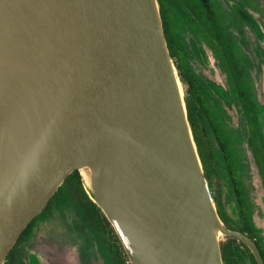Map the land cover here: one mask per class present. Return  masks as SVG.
Segmentation results:
<instances>
[{
  "label": "water",
  "instance_id": "obj_1",
  "mask_svg": "<svg viewBox=\"0 0 264 264\" xmlns=\"http://www.w3.org/2000/svg\"><path fill=\"white\" fill-rule=\"evenodd\" d=\"M0 264L65 180L95 203L131 264H224L222 226L158 0H0Z\"/></svg>",
  "mask_w": 264,
  "mask_h": 264
},
{
  "label": "rangeland",
  "instance_id": "obj_2",
  "mask_svg": "<svg viewBox=\"0 0 264 264\" xmlns=\"http://www.w3.org/2000/svg\"><path fill=\"white\" fill-rule=\"evenodd\" d=\"M212 2L215 10L222 15L225 31L231 33L236 58L234 71L240 72L238 78L234 76L233 71H230L231 69L229 71L226 69L228 73L225 71L224 67L227 63L224 64L219 60L217 47H213L206 40L199 28L186 21L191 13L186 5L188 2L171 0L167 6L171 29L173 35L176 34L179 37L186 52V60L194 74L207 85L208 92L215 98L209 104L210 117L217 126V139H223L229 144L238 162L239 178L242 184L241 187L239 184L237 189L239 193L242 192L241 198L248 201V210L256 224L257 236L253 240L259 242L264 251V184L259 176L256 161L259 157L258 163L261 166L264 164V141L247 140L238 125L235 112L242 116L246 112L245 114L251 117L250 104L246 103L248 109L243 104L245 112L242 108L239 112L236 108L230 107L231 102L227 99L231 89L235 88V81H241L243 84L241 86L248 97L252 98L253 114L257 116L256 124L255 121L252 122L253 125L255 124V134L257 129L258 135H256L261 139V134L264 135V0H212ZM223 74H226V79L230 81L231 88L227 92L224 90L226 81ZM179 81L185 97L184 84L180 78ZM252 117L254 118L253 115ZM250 127L253 129L251 123ZM247 131L253 134L251 129L248 128ZM217 139H215L216 142ZM256 150L258 156H255ZM217 153L222 168L219 176L217 173L212 174V190L219 194L224 205L223 210L235 223L238 222L240 211L237 206L238 194L235 193L224 155L221 151ZM81 173L86 184L91 186L83 171ZM89 195L95 198L93 191L89 192ZM65 208L67 213L65 216L70 220L72 232L60 229L59 232L46 235V241H42L34 249L27 250L23 256V264H113L112 255L97 243L89 228L85 225L81 227L76 204L70 202ZM218 215L222 226L226 227L219 212ZM219 243L221 250L224 247L227 251H231L228 254L229 264H258L252 250L242 245L240 241H234L232 236L222 234Z\"/></svg>",
  "mask_w": 264,
  "mask_h": 264
},
{
  "label": "trees",
  "instance_id": "obj_3",
  "mask_svg": "<svg viewBox=\"0 0 264 264\" xmlns=\"http://www.w3.org/2000/svg\"><path fill=\"white\" fill-rule=\"evenodd\" d=\"M187 7L190 10V14L186 21L189 24H193L196 28H199L201 33L204 34L206 40L211 43L213 47H217V55L219 60L225 64V71L234 72V76L237 78L240 72L234 71V56L233 40L231 33L225 31L222 15L218 13L212 0H196L189 1ZM160 6V13L164 26V33L168 43V48L178 72V76L184 84L185 89V104L188 114V120L192 129L194 140L198 149V153L202 162L205 177L208 181L210 190L212 192L215 204L218 208V212L224 221L226 228L231 230H237L245 234L250 239H254L257 236V228L255 221L248 210V201L241 198L242 192H238V185L241 187V179L239 178V165L235 159L233 152L230 149L228 143L223 139H217L218 131L217 126L212 121L210 102L214 98L207 89V85L197 77L192 67L186 60L185 51L179 37L172 33L170 23V13L167 6L171 3V0H158ZM174 36V37H173ZM216 44V45H215ZM228 69V71L226 70ZM224 76L226 74H223ZM225 92L231 88L230 81L226 79ZM235 81V80H234ZM241 81H235V88L231 89L227 99L231 102L230 107L236 108L241 112L243 104L248 109L247 102L250 104V115L254 118L248 117V114L242 116L240 113L235 112L237 116L238 125L246 135L247 140H261L264 141V135L261 134V139L257 137V129L255 134V124L257 116L254 113V105L252 104V98L248 97V94L243 89ZM242 85V86H241ZM233 86V87H234ZM215 99V98H214ZM253 119V120H252ZM255 124L253 125V122ZM217 123V122H216ZM250 123L253 129L250 127ZM251 129L253 134H249L247 129ZM217 139V142L215 141ZM217 151H221L224 155V161L227 164V170L232 178L233 187L235 193L238 194L237 199L239 207L238 222L233 223L225 211L223 210V202L217 192H213V180L212 174L217 173L218 176L221 172L222 163L218 157ZM255 156H258V151H255ZM259 157H257V169L262 183L264 184V164L262 166L258 163ZM91 187L85 182L84 176L81 171H75L71 174L63 183L61 189L51 199L49 205L45 208L42 215L36 218L27 231L22 235L15 248L9 254L5 264H23V256L27 250L36 248L42 241H46V235L53 232H59L60 229H65L67 232H72V227L69 224L70 220L65 216V206L73 202L76 204L77 212L79 214V222L87 226L95 236L99 245L105 248L106 252H109L113 257V264H131L129 256L116 232L113 225L109 222L104 212L95 203L94 198L89 195ZM240 197V198H239ZM247 206V208H246ZM70 217V216H69ZM73 221V220H72ZM55 228V229H54ZM58 228V229H56ZM65 231V232H66ZM234 241H240L239 239L232 237ZM242 245L245 244L240 241ZM230 250L222 247V256L224 264L228 263ZM252 256V255H251Z\"/></svg>",
  "mask_w": 264,
  "mask_h": 264
},
{
  "label": "bare ground",
  "instance_id": "obj_4",
  "mask_svg": "<svg viewBox=\"0 0 264 264\" xmlns=\"http://www.w3.org/2000/svg\"><path fill=\"white\" fill-rule=\"evenodd\" d=\"M179 85H180V90L182 92V95H183V91H182V87H181V84H180V81H179ZM3 139H4V125L2 124V120L0 118V148H2V143H3ZM0 152H1V149H0ZM82 171L86 177V180L91 184L93 185L94 182H95V179H96V176H95V173L94 171L92 170V167L90 166H86V167H83L82 168ZM218 221V225H217V238L219 240L220 236L223 234L221 228H220V221Z\"/></svg>",
  "mask_w": 264,
  "mask_h": 264
},
{
  "label": "flooded vegetation",
  "instance_id": "obj_5",
  "mask_svg": "<svg viewBox=\"0 0 264 264\" xmlns=\"http://www.w3.org/2000/svg\"><path fill=\"white\" fill-rule=\"evenodd\" d=\"M251 240L257 244V246L259 248V251H260V253H261V255H262L263 259H264V251H263V247L261 246V244L259 242H257L256 240H253V239H251Z\"/></svg>",
  "mask_w": 264,
  "mask_h": 264
}]
</instances>
